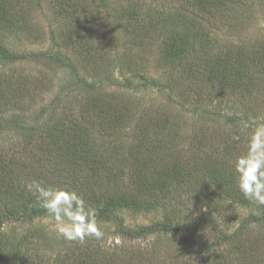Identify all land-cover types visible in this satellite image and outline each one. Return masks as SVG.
Masks as SVG:
<instances>
[{"label":"rangeland","instance_id":"rangeland-1","mask_svg":"<svg viewBox=\"0 0 264 264\" xmlns=\"http://www.w3.org/2000/svg\"><path fill=\"white\" fill-rule=\"evenodd\" d=\"M94 1L92 4L97 7L92 11L94 26L81 43L63 38L64 32L56 26L46 5L48 0H39L40 7L25 16L28 23L21 17L15 28L5 32L0 27V43L8 50L19 54H53L58 51L63 59V63H59L46 57H27L16 63L0 64V82L18 75H28L31 84L35 79L37 84L39 79L42 80L36 96H27L19 106L17 102L15 107L0 104V167L11 166V169L1 171L8 175L7 180L12 177L18 193L9 191L6 196L0 194V213L14 209L23 217V205L36 197L28 190V185L34 180L42 181L45 186L66 187L61 172L69 170L66 163L60 159L50 162L37 159L36 154L42 146V133L45 130L47 134H50L47 131L56 134L62 128L64 107L70 102L75 103V108L84 104L86 110L83 113H86L94 106L95 100L101 99L105 107H110L112 103L113 106L130 107L131 112H142L144 120L159 119L157 122H161V126L165 119L174 123L179 133L170 146L172 154H166V163L169 157L183 163L181 167L185 165L186 168L180 180L190 181L177 183L178 186L173 189L163 187L161 191L160 185L156 191L162 193L161 196L140 195L138 202L127 208L111 209L110 213L114 212L121 218L122 226L113 220H98L104 237L89 238L85 243L91 240L97 242L101 249L121 248L124 259L134 256L130 264H137V261L144 264H264V207H257L244 199L238 190L233 169V161L245 150L257 118L264 120V84L260 82L256 88L243 94L229 88L230 77L235 80L232 72L217 79L198 73L215 50L225 48L230 56L239 55L240 59H236L237 63H218L227 68L242 64L256 69L260 55L264 54L263 0H243L245 4H250L252 10L248 15L251 20L240 18L239 27L233 31L209 24L208 42L215 50L203 48L193 58L189 55L183 60L172 58V54L166 52L162 38L156 41L155 37L143 31L139 33L141 41L132 43L124 22L117 19L120 0H106L108 7L104 5L105 9L97 5L98 0ZM31 9L26 5V12ZM170 9L168 12L174 17V22L179 23L186 9L180 3H171ZM239 13L235 15L239 16ZM182 20L185 21L184 18ZM51 31L55 32L58 43L52 41ZM30 32L42 35V38L30 37ZM56 32H59L58 38ZM190 63L195 66L194 69H188ZM259 67L260 72L258 70L254 75L260 79L264 67ZM241 75L248 78L245 72ZM57 96L60 97L58 102ZM43 108H46L45 113ZM84 116L78 120L80 125L88 119L87 115ZM13 119L22 124L5 128V122L9 125ZM125 125L117 127L112 133L96 126L89 131L98 157L112 161V165L118 168L126 159L134 140L128 139L134 132L132 124L126 122ZM213 152L222 153L225 169L231 176L226 174L225 180L224 175L218 176L216 182L210 184L205 169L195 167L204 166L206 159L201 155L207 157ZM194 168L198 176L196 182L191 181V176L196 173ZM164 171L160 165L154 176L162 179ZM127 174L125 170L122 175L124 182L128 180ZM96 180L97 177L93 176V181ZM91 183L88 188V184L82 186L91 194V191L99 193ZM106 183L102 193L110 187ZM118 189L121 190L120 187ZM130 189L136 195L134 187ZM170 190L187 201L172 212L161 208L163 192ZM117 192L110 187L111 196ZM79 193L89 198L88 194ZM237 195H240L239 199ZM159 199H162L161 203ZM254 211L258 212L261 220L246 224L242 233L233 238L243 221ZM166 221L173 226L168 233L140 235L137 238H127L123 233H136L144 227ZM184 226L187 229H179ZM77 244L78 241H65L58 234L56 222L49 216L28 222L5 219L0 229V249L13 261L23 253H33L40 256L41 264H56V258L68 249L72 251Z\"/></svg>","mask_w":264,"mask_h":264},{"label":"trees","instance_id":"trees-1","mask_svg":"<svg viewBox=\"0 0 264 264\" xmlns=\"http://www.w3.org/2000/svg\"><path fill=\"white\" fill-rule=\"evenodd\" d=\"M92 2L95 1L48 0V4L46 3V5H48L49 12L56 26L64 32L63 38L70 39L72 43L83 42L90 28L94 26H92L94 17L92 11L97 7ZM120 2L118 11H116L117 19L118 21L124 22L126 33L130 35L132 43L138 44L141 41L139 33L143 31L155 37L156 41L159 37L162 38L163 45L167 50L166 52L172 54V58L178 57L181 60L187 58L186 56L189 55V57L193 58L203 48L213 49L208 42L209 33L207 28L209 24L214 23L217 24L216 27L218 29L225 30L228 28L231 29L230 31H233L239 27L242 20L247 21L251 18L248 14H251L249 12L252 10L249 6L250 4H245L243 0H120ZM171 3H180L182 8L186 9L184 11L185 16L182 15L180 17L181 21L179 23L178 21L174 22V17L168 12L171 10ZM26 5L32 8L28 12L25 11ZM40 5L39 0H0V27L5 32L11 27L15 28L21 17L24 18L25 23H28V18L25 16L33 14V10L40 7ZM97 5L102 6L104 9V5L108 7L106 0H98ZM231 10H233L232 13ZM237 12H240L239 16L235 15ZM183 18L185 21L182 20ZM240 18L243 19L239 21ZM28 34L30 37L34 36V38H38L40 36L42 38V35L33 32L32 34L31 32ZM56 34L58 38L59 32H56ZM50 37H52V41L55 40L54 42H57L54 31H51ZM61 54L58 51L53 54H19L8 50L0 43V64L16 63L27 57H35L37 59L46 57L50 61L63 63ZM234 56L229 55L227 48L219 51L215 50V53L211 54L207 59L204 68L201 70L198 69V73L203 77L207 76L211 78V76H214L212 77L214 79H217L219 76L224 78L228 73H233L235 80H232L230 77L229 82L231 85L229 88L234 90V92L238 90L243 94L245 91L256 88V85L260 82L264 84V74H262L260 79L254 75V72H258V70L260 72V65L264 67V54L262 56L260 55L258 65L255 66L256 69H253V67L250 68L251 72H249L250 69L247 65L241 64L238 67L227 68L225 65L218 63V61L237 63L236 59H240V57L239 55ZM194 68L195 66L190 63L188 69ZM243 72L247 74L248 78H243L241 75ZM28 78V75H18L16 78L11 77L2 80L0 82V104H11L15 107L16 102V105L19 106L20 102L22 100L24 101L27 96H30V98L36 96V90L40 89L38 84L40 83L41 85L42 80L39 79L37 84V79H35L34 84H31ZM242 80L245 81L240 82ZM59 98V96L56 97V102H58ZM101 101V99L95 100L93 103L94 106L86 113H83L86 110L84 104L76 108L74 107L75 103L70 102L67 104L64 107V120L60 124L62 128H59L56 134L49 131L47 132L50 134H47L45 130L43 131L41 139L42 146L39 147L36 156L39 161L46 160L50 162L53 159H60L66 163L69 170L61 171L64 185L89 195V198H85L96 209L98 220L106 222L113 220L118 226H122L121 218L113 214L114 212L112 211L110 213L111 209L115 211V209L127 208L128 205L137 203L140 195L148 197L153 195L161 196L162 193L158 194L159 191H156L160 185V191L163 187L173 189L177 183L183 181L180 178L186 167L185 165L181 167L183 163L174 161L175 158L171 159L170 157L167 160L168 165H166V154L169 152L172 154V148L170 146L176 141L174 136L179 133V128L174 123H170L168 119H165L163 126H161V122H157L159 119L147 121L144 120L142 112H131L130 107L120 106L119 104L113 106L114 103L110 107H105L106 104H102ZM45 109L43 108L42 110L44 111L42 112L45 113ZM84 115H87L88 119L85 124L80 125L78 120L84 118ZM16 122L14 119L11 120V124L9 123V125L5 122V128H9L15 124H22ZM126 122L132 124V130L134 131L132 133L133 135L129 136L128 139L133 138L134 140L128 148L126 159L121 161V166L118 168V166L114 167L112 165V161L101 159V156L98 157L94 139L92 140L89 131L96 126V128L100 127L112 133L117 127L125 125ZM36 131L38 130L36 129ZM221 156L222 153L218 152L210 153L207 157L201 155V157L206 159L205 164L204 166L195 167L205 169V175L208 176V182L210 184L215 183L218 176L224 175V180L226 174L227 177L231 176L229 170L225 169L224 156H222L223 158ZM201 157L197 156L196 158L201 159ZM160 165L165 170L162 179L154 176L159 170ZM9 168L11 169V166L2 165L0 167V194L5 196L8 195L9 191L17 193V188L14 185L12 177L9 176V180H7L8 175H5L1 171ZM195 168L193 169L194 171ZM125 170L128 173L127 182L123 181L122 176ZM65 172L70 173L66 174ZM195 172L191 176V181L193 182L198 181L197 171ZM93 176L97 177L96 181H93ZM84 179L90 180L92 183ZM106 181L108 182L106 183L107 186H110L112 189L114 188V191H118L116 194L110 195V187L106 192H101ZM121 181L123 183L119 184ZM188 181L190 179H186L183 182L186 183ZM90 183L93 185L95 191L100 192H96L97 194H95L91 191V194L82 186L83 184H88V188ZM60 185L63 186L62 184ZM119 187L121 188L120 191L118 189ZM133 187L135 192H137L136 195L131 192L130 188ZM239 197L240 195H237V199ZM162 199H159V203L162 200L161 204H163L161 208L168 209L171 212L187 203L181 195L175 196L171 190L168 193L163 192ZM23 206L25 209L22 213L23 217L14 211V209L3 210L0 213V229L5 219L28 222L39 217L48 216L43 209L36 206V197L30 198L27 201V205ZM257 220L261 219L252 212L243 221L242 225L233 235V238H237L242 233V229L245 228L246 224H251ZM179 229L185 230L187 227L184 226ZM172 230V224L166 221L164 223H156L151 227H144L136 233H123L127 238H137L140 235L147 236L162 232L168 233ZM94 242L91 240L88 244L85 241L83 243L78 242L77 246L72 248V251L68 249L56 258V264H130L131 258L134 257L131 256L129 259H124L123 249L118 247L116 249H109L107 247L101 249L99 244L97 242L94 244ZM2 251L0 249V264H41L39 255L23 253L13 261L11 257H8ZM137 262V264H144L141 261ZM257 264L261 263L257 262Z\"/></svg>","mask_w":264,"mask_h":264},{"label":"clouds","instance_id":"clouds-1","mask_svg":"<svg viewBox=\"0 0 264 264\" xmlns=\"http://www.w3.org/2000/svg\"><path fill=\"white\" fill-rule=\"evenodd\" d=\"M233 169L244 199L264 207V120L257 118L245 150L233 161ZM28 190L36 195V206L56 222L58 234L65 241L83 243L89 238L104 237L96 209L77 190L45 186L42 181L35 180L28 185ZM253 214L258 215V212Z\"/></svg>","mask_w":264,"mask_h":264}]
</instances>
